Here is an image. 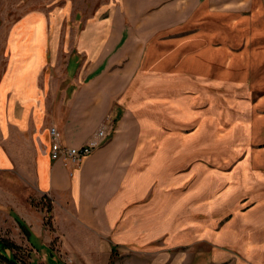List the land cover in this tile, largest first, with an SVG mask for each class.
Masks as SVG:
<instances>
[{"label": "crops", "instance_id": "crops-1", "mask_svg": "<svg viewBox=\"0 0 264 264\" xmlns=\"http://www.w3.org/2000/svg\"><path fill=\"white\" fill-rule=\"evenodd\" d=\"M212 15L215 14L208 12L205 18L210 19ZM233 16H236V23L223 24V98L241 99L238 107L252 115L255 103L251 101L264 89L258 85L259 80L264 82V0H223V21ZM90 29L92 32L98 30L92 27L86 30ZM100 31L101 38L89 44L76 37L77 50L67 63L71 77L68 81L74 85L71 90L52 92L50 77L41 78L35 74L27 75L28 85L21 90L5 94L0 102L1 108L6 107L8 111L3 120L0 119V170H9L22 158L28 163L26 177L38 196L50 200L63 247L76 254L79 264H111L114 255L116 258L132 255L162 259L165 241L174 244L189 238V229L180 230V227L190 218L199 219L202 226H207L208 217L219 204H196V198L190 197L181 203L188 211L182 221H179L178 209L162 210L160 201L165 193L162 180H158V170L163 166L160 156L164 146L169 148L173 144L165 145L162 135L157 137L156 126H152L155 130H149L148 118L160 115L162 119L157 120V125L161 129L165 97L178 100L179 92L187 89L189 96L195 99L199 97L197 94L210 98L211 83L206 74L185 81L181 73H170L174 59L180 54L178 46L174 48V45L165 46L159 42L142 44L141 41L133 48L132 37L124 38V32L122 44L121 37L116 38V32L113 33L116 28L102 27ZM197 38L193 46L203 49L194 57L196 67L201 61L204 67H210L212 37ZM101 66L109 69L101 72ZM181 79L183 84H180ZM170 111L179 115V106H171ZM227 112L225 107V116ZM107 119L108 138L80 165H65L51 158V126L59 130L63 145L80 147ZM174 119L178 121V116L167 118V125L170 121L172 126H178ZM202 123L210 126L207 121ZM254 124L252 121L248 126L224 127L231 128L229 133H239L253 131L257 127ZM229 133L223 134L225 151L230 144L227 142ZM176 146L179 147L178 143ZM259 160L250 155L229 175L241 179L244 170H252ZM244 163L249 168H245ZM229 175L223 181H227ZM231 185L240 186L239 180ZM177 192L167 191L169 200H166L172 206L179 205ZM207 194L208 191L203 195ZM227 195L223 190V212L231 201ZM202 200L200 198L199 202ZM233 219L232 224L223 225V243L232 244L234 249L244 233L242 224L247 222L237 214ZM204 254L191 256L188 251L183 259L169 256L168 261L170 264H217L215 254Z\"/></svg>", "mask_w": 264, "mask_h": 264}, {"label": "rangeland", "instance_id": "rangeland-1", "mask_svg": "<svg viewBox=\"0 0 264 264\" xmlns=\"http://www.w3.org/2000/svg\"><path fill=\"white\" fill-rule=\"evenodd\" d=\"M208 12L215 15L205 18ZM231 23H236V16L223 21V0H0V102L8 92L28 85L27 75L50 77L52 92L71 90L74 85L68 81L70 68L67 63L77 50L76 37L87 44L97 41L101 38L102 27L116 28L113 33L116 32V38L121 37L122 44L124 38L132 37L133 48L141 41L142 44L159 42L165 46L174 45V48L178 46L180 54L174 59L170 73H181L185 81L206 74L211 83L210 98L197 94L199 97L195 99L189 96L187 89L179 92L178 100L165 97L162 128L157 125V120L162 119L160 115H151L147 124L149 130L157 127V137L162 135L165 145L173 144L169 148L164 146L160 156L163 166L158 170V180H162L165 193L160 201L162 210L178 209L179 221H182L188 211L181 203L190 197L196 198V204H219L217 210L211 212L213 215L208 217L207 226H202L199 219L187 220L180 230L189 229V238L174 244L165 241L162 259L132 255L116 258L114 255L111 264H170L169 256L183 259L188 251L191 256L211 252L216 255L217 264H264V89L251 101L255 103L253 116L238 107L241 99L223 98V24ZM90 27L98 30H86ZM203 35L212 37L210 67H204L203 61L196 67L194 60L203 47L193 46V43ZM108 69L100 67L101 72ZM258 85L263 88V80H259ZM171 106H179V115L171 114ZM225 107L228 109L226 116ZM7 113V108L2 109L0 103V119L3 120ZM176 116L178 121L174 120L178 126H172L170 121L167 125V118ZM108 121L101 126L107 127ZM252 121L257 126L253 131L229 133L231 128L224 127L248 126ZM225 133L230 134L226 151L223 149ZM250 155L258 157L259 164L255 163L252 170H244L243 178L238 179L239 188L231 185L238 180L229 174ZM244 167H248L246 163ZM27 171L29 165L23 158L9 170H0V237L20 247L17 258L22 264H79L76 254L63 247L50 200L34 192ZM228 175L227 181H223ZM223 190L231 199L224 212ZM167 191H178L179 205L169 203ZM207 191L208 194L203 195ZM200 198L204 200L199 202ZM235 214L249 224H242L244 233L233 249L232 244L223 243V225L233 223ZM16 217L33 232L30 241ZM258 230L263 233L256 232Z\"/></svg>", "mask_w": 264, "mask_h": 264}, {"label": "built area", "instance_id": "built-area-1", "mask_svg": "<svg viewBox=\"0 0 264 264\" xmlns=\"http://www.w3.org/2000/svg\"><path fill=\"white\" fill-rule=\"evenodd\" d=\"M50 135V156L53 160H60L65 165L77 167L83 159L89 156L104 141L106 126H101L86 142L80 147H70L62 144L61 134L55 126L49 128Z\"/></svg>", "mask_w": 264, "mask_h": 264}, {"label": "trees", "instance_id": "trees-1", "mask_svg": "<svg viewBox=\"0 0 264 264\" xmlns=\"http://www.w3.org/2000/svg\"><path fill=\"white\" fill-rule=\"evenodd\" d=\"M19 226L25 233L27 240L30 241L31 232L26 224L16 217ZM20 249L14 242L0 237V264H22L17 258V252Z\"/></svg>", "mask_w": 264, "mask_h": 264}, {"label": "bare ground", "instance_id": "bare-ground-1", "mask_svg": "<svg viewBox=\"0 0 264 264\" xmlns=\"http://www.w3.org/2000/svg\"><path fill=\"white\" fill-rule=\"evenodd\" d=\"M166 70V69H165Z\"/></svg>", "mask_w": 264, "mask_h": 264}]
</instances>
